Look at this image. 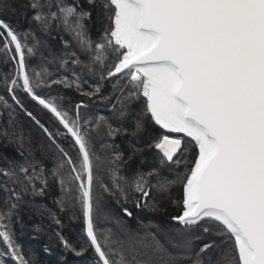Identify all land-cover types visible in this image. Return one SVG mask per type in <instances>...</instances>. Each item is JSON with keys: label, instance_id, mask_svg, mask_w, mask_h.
I'll return each instance as SVG.
<instances>
[{"label": "snow or ice", "instance_id": "1", "mask_svg": "<svg viewBox=\"0 0 264 264\" xmlns=\"http://www.w3.org/2000/svg\"><path fill=\"white\" fill-rule=\"evenodd\" d=\"M26 7L37 31L59 37L63 48L58 57L49 51V59L36 32H20L0 18V62L12 64L0 73L7 94L0 95L7 112L0 137L20 156L0 157V264L7 258L32 264L15 241L11 220L27 193L44 196L53 185L59 211L75 210L72 219L83 225L84 243L77 249L62 239L64 248L77 256L91 249L94 264H204L202 256L218 246L212 241L197 249L194 241L213 234L223 244L218 264H264V0H28ZM37 55L40 63L33 66ZM53 86L104 103L111 115H82L89 108L83 99L70 112L63 97L41 94ZM18 92L63 131L41 123ZM17 107L47 146H32ZM128 120L130 132L123 127ZM149 125L154 134L142 148L130 143L128 159L153 151L171 169L168 175L156 168L121 175L127 163L121 154L95 150L93 133L138 138ZM60 138L71 146L65 149ZM52 149L56 157L46 168L43 158ZM176 187L182 196L173 201L179 210L170 220L179 228L132 229L106 199L132 217L125 206L130 199L154 211L155 200L148 203L153 189L164 196Z\"/></svg>", "mask_w": 264, "mask_h": 264}, {"label": "trees", "instance_id": "2", "mask_svg": "<svg viewBox=\"0 0 264 264\" xmlns=\"http://www.w3.org/2000/svg\"><path fill=\"white\" fill-rule=\"evenodd\" d=\"M0 4L5 6L2 14H0V18L6 19L8 23L20 32L31 29L36 32L39 39L45 42L47 46L41 49L44 56H48L49 59H52V56L49 55V51L57 57L61 54L63 46L59 37L52 39L37 31L32 21V10L26 7L28 0H0ZM95 31V28H93L94 37ZM53 35H55V33H53ZM64 38L68 39L69 37L65 35ZM30 63L33 66L38 65L40 63L39 55L31 58ZM49 68L52 72H57L56 66L50 65ZM11 69V63L5 65L0 62V73H7ZM64 74L66 73L63 70L59 72V75ZM83 78L88 79L86 76ZM88 83L90 84L92 81L88 80ZM105 89V95H107L108 92L111 91V88L106 84ZM41 94L63 97V105L70 112L73 110V106L83 99L85 103L89 105V108L87 110L82 109V115H87L89 117L99 114L105 116L111 115L107 105L99 101H89L87 98L80 96L75 89L53 86L51 90H43ZM0 95H5L7 97L3 88H0ZM18 96L24 108L31 111L41 123L49 126L50 129L59 128L60 131H63L62 126H60L58 122H55L51 114L41 107H38L26 94L18 92ZM9 103H12L11 99H9ZM0 111H3V115H0V129H2L6 126L7 112L2 109H0ZM16 111L17 121L22 127L25 135L30 136L32 146L35 148L41 142L47 146V140L44 139L40 129L35 125L32 119L27 117L18 107ZM112 122L114 126L117 125L116 121ZM123 127L127 128L130 132L134 125L131 120H128L124 122ZM154 131L155 129L149 125L146 131L138 138H133L127 134L118 135L115 138H108L103 135V132H101L100 136H96V134L93 133V143L95 145V150L101 156L114 153L122 155L127 163L121 166V175L131 177L138 169L148 171L153 168L160 170L163 175H168L171 169H169L168 166H161L158 156L153 151H145L143 155L137 154L132 156L131 159H128L129 156L132 155L130 143L135 144L137 148H142L149 140V137L154 134ZM58 142L65 147V149L71 146V142L66 138H60ZM103 144H108L111 147L104 149L101 147ZM193 154L194 150L189 146L187 155L189 161L192 159ZM0 157L20 159L16 147L9 144L3 137H0ZM55 157L56 152L54 149L47 152L46 158L42 157L46 168H51L53 166ZM3 164L4 160L0 159V165ZM105 182H108L107 179ZM152 183L155 184V180H153ZM59 195L60 192L58 187L53 185L44 196L33 195L31 192L24 196L23 201L20 203L11 220V228L14 232L16 243L22 247L24 254L31 260L32 264H94L95 256L91 249L83 255L77 256L70 250L64 248L62 239L67 240L79 249L84 243V235L82 232L83 225L80 219H72L73 211L75 210L59 211L58 205L55 203ZM181 196L182 189L179 187L174 188L168 195L164 196L156 193L155 189H153L152 193H150L148 203L151 205L153 200H155L156 209L153 211L146 207L137 208L132 204L130 199L125 206L133 212L132 217L121 214V205H118L114 198L106 197V199L109 201L113 213L119 216L121 221L130 228L141 230L144 225H151V230L156 231L157 226H159L160 229L180 227L179 224L172 222L170 217L178 213V205L173 203V201H179ZM137 198L139 197L137 196ZM53 214L60 220L59 225L56 224L53 219ZM76 215L79 217L78 211H76ZM106 226L112 227L111 224ZM196 231L198 232V230ZM212 241H215L218 247H214L202 256L204 264H218L221 258V251L223 250L222 241L214 234L204 235L201 240L194 241V248L197 249L202 246L203 243ZM4 248L5 246L0 243V249ZM5 264H15V262L11 258H7L5 259Z\"/></svg>", "mask_w": 264, "mask_h": 264}]
</instances>
